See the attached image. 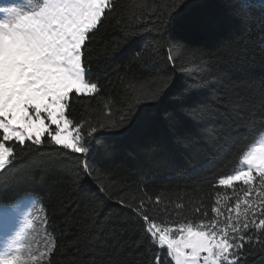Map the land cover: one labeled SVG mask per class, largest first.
Listing matches in <instances>:
<instances>
[{"label": "trees", "instance_id": "16d2710c", "mask_svg": "<svg viewBox=\"0 0 264 264\" xmlns=\"http://www.w3.org/2000/svg\"><path fill=\"white\" fill-rule=\"evenodd\" d=\"M252 2L242 17L238 0H115L85 48L88 79L98 82L100 91L94 97L73 93L68 118L86 121L85 132L88 125L118 122L134 96L128 85L135 81L143 91L162 87V62L169 64L174 79L158 102L139 104L138 118L129 128L105 133L111 137L110 151L89 160L94 176L96 169L103 173L98 180L76 181L75 154L60 158L61 153L47 148V138L45 146L32 150L9 142L15 160L0 177L10 185L0 192V204L29 195L42 204L43 212H32L34 223L24 239L33 254L46 251L49 233L55 237L50 264H149L157 251L168 264L166 249L149 248L147 242L135 247L141 222L120 200L136 205L151 199L154 216L179 225L212 220L219 193L224 216L229 208L235 216L236 200H244L248 187L237 183L225 188L217 181L231 174L238 153L264 120V11L259 0ZM177 4L174 19L166 24L164 6L171 10ZM4 6H10L9 0H0ZM153 49L158 51L151 54ZM188 52L197 59L187 62ZM236 94L246 98L247 106L233 111L228 101ZM165 112L169 119L163 118ZM260 191L264 187L257 178L249 197L257 205L264 200ZM177 204L183 207L177 209ZM244 207L242 203L240 210ZM247 264H264V254L253 248Z\"/></svg>", "mask_w": 264, "mask_h": 264}, {"label": "snow or ice", "instance_id": "6c2138e0", "mask_svg": "<svg viewBox=\"0 0 264 264\" xmlns=\"http://www.w3.org/2000/svg\"><path fill=\"white\" fill-rule=\"evenodd\" d=\"M259 3L264 11V0ZM114 4L115 0H27L26 7H21L9 0L10 6L0 7V177L15 160L14 144L32 150V146H45L47 138V148L61 153L60 158L70 159L75 154L79 161L74 166L76 181L98 180L103 173L96 169L94 176L89 160L105 157L110 151L111 137L105 133L115 135L129 128L138 118L139 104L158 102L170 87L174 77H168L163 86L154 91H143L134 81L127 86L134 96L119 121L88 125L86 132V121L76 123L68 118L66 112L73 93L78 97H94L100 91L98 82L88 79L91 67L85 64V48L91 34ZM180 6L177 4L171 10L164 6L166 24L172 22ZM237 7L238 14L246 17L253 2L238 0ZM157 31L162 34V30ZM157 51L153 49L151 54ZM186 55L187 62L197 59L191 52ZM137 57L141 54L137 53ZM169 60L174 64L171 55ZM191 87H186L184 93ZM228 103L233 111L247 106L246 98L239 94L230 95ZM111 114L108 108L107 115ZM163 118L169 119L170 113L165 112ZM9 142H14L13 146H9ZM26 142L31 143L27 145ZM257 178L260 187H264V120L260 130L238 153L231 174L217 181L218 186L225 188H234L237 183L248 187L244 200H236L235 216L231 208L224 216L218 206L221 204L219 193L211 207L212 220L179 225L154 216V206H149L151 199L141 200L136 205L125 204L123 200L119 203L130 209L141 222L137 226L139 240L135 247L147 242L149 248L166 249L167 257L171 258L168 264H247L253 248L264 254V218L256 219L264 217V200L257 205L249 198ZM9 186L8 182L0 180V192L7 191ZM258 196L264 197V191L258 192ZM25 199L28 203L22 207ZM160 202L156 197L155 204ZM242 203L245 205L243 211L240 210ZM182 207L176 205L177 209ZM33 211L43 212L44 209L31 195L13 204H0V217L5 220L16 214L20 217L17 228L8 234L0 248V264H50L55 251L54 236L46 233L49 242L45 245L46 251L40 252L39 256L24 243L25 235L34 223ZM200 211V208L195 209V212ZM204 215H208L207 211ZM176 232L180 233L178 237L174 236ZM95 239L98 237H93ZM90 264H95V260ZM149 264H164L159 251Z\"/></svg>", "mask_w": 264, "mask_h": 264}, {"label": "rangeland", "instance_id": "374dc122", "mask_svg": "<svg viewBox=\"0 0 264 264\" xmlns=\"http://www.w3.org/2000/svg\"><path fill=\"white\" fill-rule=\"evenodd\" d=\"M159 69H160V74H161V78H162L163 82L168 77H172V70H171V67L169 66V64L167 62H162L159 66ZM52 127L54 130L55 126L53 125ZM27 203H28V201H27V199H25V200H23L21 206L24 207L27 205ZM19 220H20V217L18 214L7 218V220H5V218H3V217H0V248L3 247L8 234L17 228ZM179 235H180V233H178L177 237Z\"/></svg>", "mask_w": 264, "mask_h": 264}]
</instances>
